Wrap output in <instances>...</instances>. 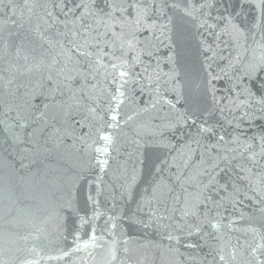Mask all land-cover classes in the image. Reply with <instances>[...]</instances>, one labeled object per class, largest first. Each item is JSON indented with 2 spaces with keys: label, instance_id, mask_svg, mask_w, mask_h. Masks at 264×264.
Here are the masks:
<instances>
[{
  "label": "water",
  "instance_id": "water-1",
  "mask_svg": "<svg viewBox=\"0 0 264 264\" xmlns=\"http://www.w3.org/2000/svg\"><path fill=\"white\" fill-rule=\"evenodd\" d=\"M172 2L0 0V264H264L262 0Z\"/></svg>",
  "mask_w": 264,
  "mask_h": 264
},
{
  "label": "snow or ice",
  "instance_id": "snow-or-ice-1",
  "mask_svg": "<svg viewBox=\"0 0 264 264\" xmlns=\"http://www.w3.org/2000/svg\"><path fill=\"white\" fill-rule=\"evenodd\" d=\"M93 2H95V0H93ZM109 2L111 4H115L116 0H109ZM150 2H153L154 4V0H122V3L127 4V8L125 9V11L127 12V14L129 16H133L134 15V11L136 12V16L135 19L133 21V26L135 28H139L142 25V21L144 18H155V19H159V17H157L155 15V12L151 13L150 15L147 13V11L145 12L144 17H141L139 15V8H145L147 9L148 5ZM184 3L185 5L189 4L191 2V0H173L171 7L172 9L178 10L180 8V4ZM164 3V7L167 8L169 6L168 0H163ZM262 6H264V0H262ZM102 15L100 16V19H103L104 15H109V13H107L105 10H101ZM161 15H163V10H161ZM185 15L187 16H191L192 12L188 11L185 13ZM121 19H123V17H121ZM161 28L163 31L168 30L169 28V23H164L161 25ZM137 33L134 31L132 33V37H133V43L129 45L130 48H134L135 46V42H134V37ZM105 35H108L107 33H105ZM115 39H118V37H114L113 38V43L115 41ZM157 39H160V37H157ZM121 52V55H123V47L121 46V48L119 49ZM113 55H115V52H113ZM114 68H117V65H113ZM264 73V64L261 65H250L248 69H246L245 71V75L248 79H250L252 81L251 83V87L250 88H246L245 91H247L249 93V95L252 94V90L254 89L256 91V93H262L264 92V76H262L261 74ZM129 77V72L125 69V70H121L119 71V78L121 81V85H123L124 83H127L128 80L127 78ZM113 79H117L116 77H113ZM239 87V86H238ZM116 91H120V89H116ZM121 95H123V92H121ZM261 103L264 104V96L261 97ZM194 115V113H193ZM112 120L115 121L117 119L116 115H113ZM104 140H108L109 137L105 136L103 137ZM97 151H101L100 149H97ZM106 151V150H104ZM107 161H105L104 163H106Z\"/></svg>",
  "mask_w": 264,
  "mask_h": 264
}]
</instances>
